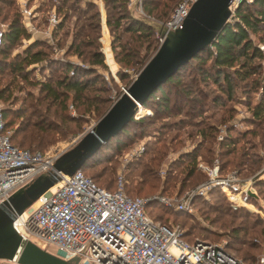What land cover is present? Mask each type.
Segmentation results:
<instances>
[{
    "label": "rangeland",
    "instance_id": "374dc122",
    "mask_svg": "<svg viewBox=\"0 0 264 264\" xmlns=\"http://www.w3.org/2000/svg\"><path fill=\"white\" fill-rule=\"evenodd\" d=\"M178 2L173 0L170 3L171 7L167 10L169 16L165 17H158L155 13L148 15L143 0H128L126 6L136 19L162 23L169 19ZM95 12L99 14V25L89 28V40L94 41L103 54L105 68L91 65L70 52L74 33L86 22L97 25L96 18L89 19ZM53 15L56 17L55 25L50 23ZM107 16L103 0H0V26L7 27L12 18L19 17L29 33V38H22L7 53H0V92L3 91L0 101L4 107H11L12 110L20 107L27 109L28 116L24 117L37 121L41 131L48 136V143L44 147L33 145L32 149L46 152L59 149L63 152L74 146L101 118L95 114L93 107L89 112L85 104L75 102L71 96L64 110L68 120L52 113L57 106L45 111L50 99H45L42 83L50 84L54 79H61L65 73L60 66L62 63L93 68L101 74L102 81L97 85L106 90L92 92L91 95L108 99V105L120 96L141 70L116 61L112 50L113 36L106 25ZM234 20L230 18V22ZM61 22L64 23L63 29L55 33ZM261 35L251 34L253 43L258 47H264V37L260 40ZM123 37H129V34L125 33ZM34 41L39 45L36 49H42L48 55V60L24 64L21 62L23 51ZM159 44V40H156L149 50L141 48L143 63L150 59L156 51L153 52L154 47ZM92 50L93 47L87 46L83 54ZM202 58L206 59V55ZM263 60L254 59L251 64L255 66V73L245 77L232 72L234 69L246 71L239 64L227 70L232 78L231 92L227 91L222 77L219 82H214L206 76L209 72H215L210 59L203 63L193 61L175 80L176 84L165 85L164 91L169 98L166 110L160 108L159 104L155 108L140 105L142 108H138L136 117H147L146 122L133 128L129 136L120 140L124 143L121 151L116 152L113 145L105 148V156L109 157L110 162L100 159L101 164L87 173L106 174L103 180L112 170L114 179L123 173L129 189L130 185L134 186V181H150V177H141L140 173L152 168L151 177L158 178L157 181L151 178L154 187L150 189L145 186L135 194L142 198L155 196L163 200H154L157 202L153 206L146 205V212L153 220L166 222L168 219L169 224L179 226L183 231L193 230L191 237L223 244L244 264H261L260 259L264 258V106L259 116L254 115V109L260 101L264 103ZM119 71L127 76L121 79ZM58 90L63 91L62 88ZM8 117L14 120L9 129L14 134L21 119H14L13 114ZM201 129L207 134L205 138L200 134ZM21 137L22 134H19L13 142L19 145ZM192 155L197 157L194 163L190 161ZM159 156L161 159L157 160ZM137 166L138 169L134 170ZM221 166L225 169L223 173ZM214 167L221 175L235 172L242 181L251 184L254 199L249 200V205L234 206L215 189L205 195L198 194V188L208 180L207 171ZM191 168L192 174L187 175ZM185 196L187 199L183 201ZM181 203L183 207H179ZM163 207L173 214L166 216ZM160 216H165V220H160ZM232 230H238L241 244L233 243L230 246ZM50 250L55 251L53 247ZM245 256L254 261L250 262Z\"/></svg>",
    "mask_w": 264,
    "mask_h": 264
},
{
    "label": "built area",
    "instance_id": "2783aa9c",
    "mask_svg": "<svg viewBox=\"0 0 264 264\" xmlns=\"http://www.w3.org/2000/svg\"><path fill=\"white\" fill-rule=\"evenodd\" d=\"M194 1L180 0L162 24L169 30L178 28ZM242 1L251 0H234L230 6L232 16ZM50 23L55 25V15ZM6 30L7 27L0 26V46ZM158 40L161 43L163 39L158 35ZM259 49L264 53V47ZM3 108L0 101V203L40 174L50 172L62 153L59 149L43 153L13 145ZM136 116L134 119L139 118ZM207 173L208 180L198 188V194L215 189L234 206L249 205L250 183L242 181L235 172L221 175L217 167ZM186 199L187 196L183 201ZM152 200L163 201L155 196L127 195L123 173L117 176L115 189L107 190L77 170L17 216L13 227L24 240L65 261L77 258V264H244L221 243L200 239L188 242L179 226L153 220L146 212V205ZM179 207H183L182 203ZM260 263L264 264V258ZM0 264L18 263L0 259Z\"/></svg>",
    "mask_w": 264,
    "mask_h": 264
},
{
    "label": "trees",
    "instance_id": "16d2710c",
    "mask_svg": "<svg viewBox=\"0 0 264 264\" xmlns=\"http://www.w3.org/2000/svg\"><path fill=\"white\" fill-rule=\"evenodd\" d=\"M163 1L165 3H163ZM103 2L108 12L106 25L108 26L113 36L112 50L114 52L116 61L122 63L126 67H138V70H140L145 63V61L144 63L142 62L141 48L144 47L145 50H149L154 44V41H158V33L156 29L147 21L132 17L126 6L128 0H103ZM172 2L173 0H143V7L148 15L155 13L158 15V17H165L168 15L167 10L170 9V3ZM59 9L60 7L57 8V10ZM112 12H114V15ZM232 17L235 20L233 22L229 21L227 23L224 29L214 39L211 46L199 52L190 60L188 64L181 67L174 76H172L168 81L159 86L146 99V101H144L142 105L146 108H155V105L159 104L161 105L160 108L166 110V106H169V98L164 91L165 85L176 84L175 80L179 78L181 72L184 69L188 68L190 63L195 60L199 63H203L206 59H210L212 67L215 68V72L214 74L209 72L206 76L212 78L214 82H219V79L222 77L224 82H226L228 92H231L232 78L227 70L239 64V67L246 68V71L242 69H234L232 72H234L235 74L245 77L248 74L255 73V66L252 65L251 62L254 59H263L264 53L256 44L253 43L251 34H263L261 35L260 40L264 37V0H253L252 2L242 1L236 8ZM93 18H96L97 22L95 24L97 25L94 26L93 23L86 22L85 25L81 26L79 30L74 33L72 41L70 43V52L77 57L82 58L84 61H87L91 65H98L102 68H105L106 64L104 63L103 54L97 49L98 46L94 43V41L89 40L91 36L89 28L93 29V27L99 25L98 12H95L89 16V19L92 20ZM63 26V22L59 23L56 27L55 33L63 29ZM125 33H128L129 37H123V34ZM22 38H29V33L27 32L19 17L12 18L8 22L3 44L0 46V53H7L9 51V48L14 47L18 42L21 41ZM37 46H39L37 41H34L27 45L26 49H24L23 51L24 54L21 58L22 63L31 65L48 60V55L42 49H36ZM87 46L91 48L93 47V50L89 53L83 54L84 48ZM157 46L158 45L154 47L153 52L156 50ZM117 48L119 49L116 50ZM204 54L206 55V59L202 58ZM51 63L52 61H50L49 59V64ZM60 66L65 70V73H63V77L61 79H54L50 84L42 83V90H44L45 92V99H50V104L45 107V111L47 112L51 109V107L57 106V108H55L52 113L57 117H66L64 119L65 121L68 120L69 118L64 114V110L67 108V101L71 96V99L75 102L85 104L87 106V111L90 112L91 107H93V111L95 112V114L102 117L111 105H108V103H106L108 102V99L100 97L96 94L93 96L91 95L92 92H104L106 90L103 86L97 85L102 81V75L97 73L93 68L74 65L70 62L62 63V65ZM18 68L19 67H15V69ZM118 75L121 79H124L127 76V74L123 71H119ZM59 88H62L63 91H59ZM2 92H0V99L3 96ZM263 106V101H260L255 106L254 115L259 116ZM31 107L33 108L34 106ZM3 109L6 129L9 130L14 123L13 119H8L9 115L13 114L15 116L14 119H21L20 126L15 130L14 134L11 133L10 135V141L13 145L30 151H40L38 149H32L31 146L35 145L37 148H40L44 147L45 143H48V136L41 131L39 123L37 121H32L31 119L24 117L25 115L28 116L27 109H23L21 107L16 110H12L11 107H4ZM39 115L41 116V114ZM146 118L147 117L143 116L139 119L133 118L123 131H121L118 135L112 137L107 143L102 145L97 153L94 154L90 159H88L85 165L81 168L84 174L91 177L94 182H96L101 187L107 190H114L116 186V177L115 179L113 178L114 170L108 172V177H104V180L102 177L104 175L106 176V174H89L87 172L101 164V161L110 162L109 157L105 156V148L113 145V148L116 150V152L121 151V145H123L124 143L120 140L129 136L130 132H133V128H138V125L139 127L142 126V124L146 122ZM19 134H22V137L19 139L20 141H18V145L13 142V139H16ZM200 134H202L204 138L207 136L205 131L202 129L200 130ZM40 152L45 153L46 151ZM102 154H104V158L101 157ZM196 158V155H192L190 160L191 163H194ZM100 159L101 161H99ZM159 159H161V156H159L157 160ZM139 162L141 163L140 160ZM220 168V171L222 173L225 172L223 166H221ZM137 169L138 166L134 167V170ZM152 170V168H146L143 173H140L141 177H144L145 175L150 177V181L148 179H146V181H134V186L132 187L133 184L130 185L131 188L129 189V183L127 182V178L125 177L126 194L131 197H136L137 195L135 193L138 194L139 192H141L145 186H148L150 189L153 188L154 186L152 185L151 178L155 181H157L158 178L154 176L151 177L153 174ZM192 171V168L189 169L187 171V175H191ZM203 176L206 177L204 173ZM253 189L255 191V188ZM215 191L220 192L219 190ZM250 199L253 200L254 197H251ZM155 202L157 201L153 200L148 204L153 206ZM163 208L165 210L163 211V213L167 214L166 216L173 214L170 209H166V207ZM160 218V220H162L163 218L165 220V216H160ZM167 220L168 219H166V222H160L164 225L170 226L171 224H169ZM192 233L193 230L191 231V229L184 231L183 238L188 242H194L195 240H197V238L193 236L192 238ZM238 234V230H232V234L229 236L232 240L230 246H232L233 243L241 244L242 241L239 239ZM246 259H249L250 262L254 261L249 257H246Z\"/></svg>",
    "mask_w": 264,
    "mask_h": 264
},
{
    "label": "water",
    "instance_id": "95a60500",
    "mask_svg": "<svg viewBox=\"0 0 264 264\" xmlns=\"http://www.w3.org/2000/svg\"><path fill=\"white\" fill-rule=\"evenodd\" d=\"M233 1L196 0L182 24L175 30H169L159 22L150 23L163 40L128 87L74 146L55 159L50 172L40 174L0 203V259L18 264H77V258L65 261L24 240L14 229L13 221L29 209L43 193L81 170L102 145L127 127L138 114L139 106L159 86L199 52L211 46L230 21V6Z\"/></svg>",
    "mask_w": 264,
    "mask_h": 264
}]
</instances>
